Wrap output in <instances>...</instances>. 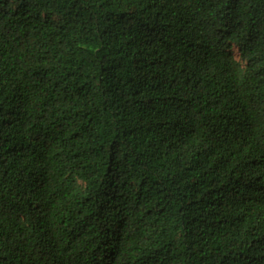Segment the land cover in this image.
<instances>
[{"label":"trees","instance_id":"1","mask_svg":"<svg viewBox=\"0 0 264 264\" xmlns=\"http://www.w3.org/2000/svg\"><path fill=\"white\" fill-rule=\"evenodd\" d=\"M0 264H264V0H0Z\"/></svg>","mask_w":264,"mask_h":264},{"label":"rangeland","instance_id":"2","mask_svg":"<svg viewBox=\"0 0 264 264\" xmlns=\"http://www.w3.org/2000/svg\"><path fill=\"white\" fill-rule=\"evenodd\" d=\"M237 49H238L237 46H232L231 49H230V52L232 53L234 59L236 61H239V57H238L239 54H238V50Z\"/></svg>","mask_w":264,"mask_h":264}]
</instances>
